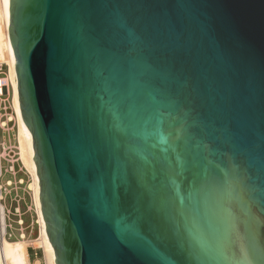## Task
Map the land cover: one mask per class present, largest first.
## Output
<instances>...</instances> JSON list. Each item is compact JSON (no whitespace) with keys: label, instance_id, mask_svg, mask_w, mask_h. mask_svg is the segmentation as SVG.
<instances>
[{"label":"water","instance_id":"95a60500","mask_svg":"<svg viewBox=\"0 0 264 264\" xmlns=\"http://www.w3.org/2000/svg\"><path fill=\"white\" fill-rule=\"evenodd\" d=\"M53 264H264V0H9Z\"/></svg>","mask_w":264,"mask_h":264},{"label":"bare ground","instance_id":"6f19581e","mask_svg":"<svg viewBox=\"0 0 264 264\" xmlns=\"http://www.w3.org/2000/svg\"><path fill=\"white\" fill-rule=\"evenodd\" d=\"M8 12L9 0H0V69L2 65L7 67L6 78L0 79V83L3 82L5 84L7 93L11 92L13 115L9 118V121H14L17 129L15 136V149L17 151L18 160L21 163L22 168L30 177L28 188L31 191L33 197V206L37 216L39 236L33 241L25 240L23 236L22 240L15 242L7 241L5 239V212L3 205L0 204V264H31L28 254L29 247L33 248L34 250L40 249L42 251L44 264H53L55 252L48 243V238L45 234V227L41 219L39 186L38 178L36 176V168L33 161L32 138L23 125L20 117L18 90L15 84L16 61L14 59L13 51L8 39ZM4 125L5 124H1V127H4ZM0 146H3L1 142ZM1 174L2 166L0 161V178ZM35 264H39V261H36Z\"/></svg>","mask_w":264,"mask_h":264},{"label":"rangeland","instance_id":"374dc122","mask_svg":"<svg viewBox=\"0 0 264 264\" xmlns=\"http://www.w3.org/2000/svg\"><path fill=\"white\" fill-rule=\"evenodd\" d=\"M7 67L2 65L0 69V79H5ZM2 105L0 107V161L2 166V176L0 178V204L3 205L5 212L6 234L5 239L9 242L18 240L33 241L39 236V227L37 225V216L33 206L32 193L28 188L30 177L22 168L18 160V156L14 161L9 155V150L15 148L16 125L14 121H9L13 115L11 92L5 93L2 98ZM8 121V124H7ZM1 124H6L1 127ZM17 153L16 150H13ZM11 182V183H10ZM22 182V183H21ZM9 183V184H8ZM18 210V211H17ZM22 226H19V222ZM24 237L20 239L21 235ZM29 260L31 264L39 261V264H44L42 251L40 249L34 250L28 248Z\"/></svg>","mask_w":264,"mask_h":264},{"label":"built area","instance_id":"2783aa9c","mask_svg":"<svg viewBox=\"0 0 264 264\" xmlns=\"http://www.w3.org/2000/svg\"><path fill=\"white\" fill-rule=\"evenodd\" d=\"M5 93H7V91H6V86H5V84L2 82V83H0V107H1V105H2V103H3V101H2V98L4 97V94ZM6 126V124L4 125V127ZM13 150H16L15 148L13 149H10L9 150V155L11 154V156H12V158L11 159H13L14 161H12V168H10L11 169V171H13V164L17 161V160H15L14 158H16L17 157V153H15ZM19 226H22V222L20 221L19 222Z\"/></svg>","mask_w":264,"mask_h":264},{"label":"crops","instance_id":"0c3cea01","mask_svg":"<svg viewBox=\"0 0 264 264\" xmlns=\"http://www.w3.org/2000/svg\"><path fill=\"white\" fill-rule=\"evenodd\" d=\"M1 176H2V175H1ZM10 183H11V182H10ZM17 211H18V210H17ZM36 223H37V222H36ZM37 225H38V224H37ZM22 236L24 237V235L22 234V235L20 236V239H21Z\"/></svg>","mask_w":264,"mask_h":264}]
</instances>
